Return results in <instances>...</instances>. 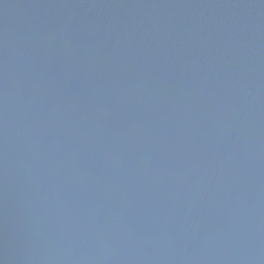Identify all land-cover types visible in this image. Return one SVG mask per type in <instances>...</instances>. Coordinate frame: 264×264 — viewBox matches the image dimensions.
Instances as JSON below:
<instances>
[{"label":"water","instance_id":"obj_1","mask_svg":"<svg viewBox=\"0 0 264 264\" xmlns=\"http://www.w3.org/2000/svg\"><path fill=\"white\" fill-rule=\"evenodd\" d=\"M0 264H264V0H0Z\"/></svg>","mask_w":264,"mask_h":264}]
</instances>
